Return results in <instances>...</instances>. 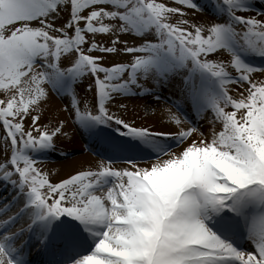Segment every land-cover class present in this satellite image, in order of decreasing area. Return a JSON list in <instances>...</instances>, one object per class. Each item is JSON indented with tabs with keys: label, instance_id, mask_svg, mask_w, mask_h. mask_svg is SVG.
Listing matches in <instances>:
<instances>
[{
	"label": "snow or ice",
	"instance_id": "6c2138e0",
	"mask_svg": "<svg viewBox=\"0 0 264 264\" xmlns=\"http://www.w3.org/2000/svg\"><path fill=\"white\" fill-rule=\"evenodd\" d=\"M171 4L0 0V216L20 205L0 264H264V0ZM50 92L100 158L55 182L38 165L73 153ZM131 98L168 127L125 118Z\"/></svg>",
	"mask_w": 264,
	"mask_h": 264
},
{
	"label": "rangeland",
	"instance_id": "374dc122",
	"mask_svg": "<svg viewBox=\"0 0 264 264\" xmlns=\"http://www.w3.org/2000/svg\"><path fill=\"white\" fill-rule=\"evenodd\" d=\"M162 2L169 3V6H173L171 4V0H162ZM245 15H255V13L245 14ZM129 39V43H133L131 38L123 37ZM98 40L106 41L107 37H97ZM221 59H227V56L224 55L220 57ZM113 59H128V57H113L109 56L105 63L111 62ZM65 63H67L65 61ZM254 79H264V73H254ZM88 81L77 88L80 99L83 101L85 99V93L83 89L87 86ZM240 89L237 86H232V93L236 95ZM87 100L92 102V95L89 93L87 95ZM121 101H117L119 103ZM128 105L127 112L125 114V118L131 120L135 119L138 124H143L146 126H151L155 128H167L168 125L165 123V114L163 109L168 105H165L163 102H160L157 105L154 102L146 99L140 98H131L125 99L122 101ZM68 103L67 99H61L59 96L54 93L49 94V99L47 104L43 105L44 112V120H51V123L55 124L57 120H64L66 123L65 131L68 132L67 137H63L57 141L58 147L64 148L67 150H71L73 153L67 159L62 157V154H53L50 157L45 158L44 162L38 165L42 168V170L48 172L50 174V179L55 182L61 178L66 177L70 172L76 169H87L89 167H95L96 163L100 159L92 152H89L85 147V141L81 139L79 133L77 132L75 126L72 123L70 118V113L63 111L64 106ZM112 107V110L115 111V107ZM44 120L41 122L43 123ZM203 123V130L207 133L210 130V125L207 122ZM3 135V130L0 128V137ZM10 156V152L8 153ZM7 156L4 153L2 140H0V162H3ZM77 159V161L71 162L69 164H65L66 161H70L72 159Z\"/></svg>",
	"mask_w": 264,
	"mask_h": 264
},
{
	"label": "bare ground",
	"instance_id": "6f19581e",
	"mask_svg": "<svg viewBox=\"0 0 264 264\" xmlns=\"http://www.w3.org/2000/svg\"><path fill=\"white\" fill-rule=\"evenodd\" d=\"M74 161H77V159L75 158V159H72V160H70V161H66L65 164H69V163L74 162ZM1 195H4V198H5V197L7 198L8 196H10L9 192H5V191H3L2 189H0V196H1ZM18 210H19V209H17V210L14 209L15 213H16ZM26 220H27V218H25L24 220H21L20 222H18V226L20 227L21 225L26 224Z\"/></svg>",
	"mask_w": 264,
	"mask_h": 264
}]
</instances>
